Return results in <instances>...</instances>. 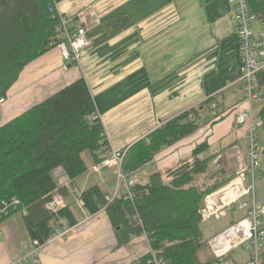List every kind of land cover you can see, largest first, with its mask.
<instances>
[{"label": "crops", "instance_id": "obj_1", "mask_svg": "<svg viewBox=\"0 0 264 264\" xmlns=\"http://www.w3.org/2000/svg\"><path fill=\"white\" fill-rule=\"evenodd\" d=\"M57 11L74 26L87 27L90 45L78 64H67L55 48L27 66L7 94L1 126L84 78L109 151L127 150L163 124L196 111L191 121L200 128L159 153L137 173L138 184L192 160L204 142L219 157L235 153L240 168L248 161V127L237 120L243 104L241 59L229 0H64ZM210 99L217 110L207 104ZM107 156L105 150L96 157L85 154V174L55 178L76 225L62 219L57 228L65 235L42 245L32 264H137L149 255L146 236L120 245L106 210L93 215L81 203L82 194L94 187L107 197L122 195L118 169H96ZM0 234V264H16L34 249L24 216L5 219Z\"/></svg>", "mask_w": 264, "mask_h": 264}, {"label": "trees", "instance_id": "obj_2", "mask_svg": "<svg viewBox=\"0 0 264 264\" xmlns=\"http://www.w3.org/2000/svg\"><path fill=\"white\" fill-rule=\"evenodd\" d=\"M63 1L0 0V100L27 66L58 47L56 5ZM247 1L252 12L264 20V0ZM257 92L255 115L264 122V72L258 76ZM212 101L207 104L211 106ZM195 112H186L163 124L124 150L122 175L139 173L153 164L165 148L194 134L200 128L191 121ZM218 117L215 115L212 121ZM262 136L264 127L260 132L264 155ZM109 149L96 102L87 81L81 78L0 127V201L19 199L20 211L28 212L24 217L28 230L34 233L35 241L45 245L56 236L54 229L62 219L69 226L76 225L68 207L57 213L47 209L53 197L65 195L56 182L55 172L62 169L69 180H75L88 170L85 154L96 157L100 150ZM217 158L204 142L194 150L192 160L165 177L154 173L149 183L138 184L132 192L133 203L124 195L109 202L98 187L85 191L81 203L93 215L106 210L120 245L128 244L131 237L146 235L152 250L167 264H227L228 257L205 262L199 257L209 245L202 232V211L207 198L232 181L216 182L215 188L205 191L200 188L202 175ZM136 214L142 225L134 219ZM262 257L264 264V252ZM149 260L147 255L137 264H150Z\"/></svg>", "mask_w": 264, "mask_h": 264}, {"label": "built area", "instance_id": "obj_3", "mask_svg": "<svg viewBox=\"0 0 264 264\" xmlns=\"http://www.w3.org/2000/svg\"><path fill=\"white\" fill-rule=\"evenodd\" d=\"M232 7V20L236 26L237 44L239 46L241 67H240V85L243 104L236 109L238 112V124L248 127V165L241 166L239 181L241 184L246 178H251L253 186L246 190L242 184V191L237 195L222 199L223 206H217L214 202L210 204L209 196L206 201V208L202 211L203 221H207L213 216L218 218L217 214L226 207L237 205L240 212H246L245 217L235 225L230 226L226 231L214 237L209 241L210 249L216 259H223L228 254L239 248L246 247L251 252V261L247 264H262L263 246H264V203L259 204L253 195L251 200L242 201L241 199L250 196V191L255 192V182L259 178V172L263 167V147L261 145L260 132L264 127V122L256 118L255 104L259 100L258 76L264 72V20L260 19L252 12L247 0H229ZM57 8V5H56ZM59 24L56 28L60 43L58 49L62 53L63 60L67 64H78L81 60L83 51L90 45L87 37V27L74 26L72 20L59 14ZM6 100L1 99L0 104H5ZM216 108L215 104H211ZM110 145V144H109ZM125 157V151H108V156L103 160L98 168L116 167L119 172V181L123 183L122 195L134 202L133 189L139 183V174H133L124 177L121 172L122 163ZM231 184L229 187H231ZM228 187V188H229ZM115 197H107L112 202ZM227 203H226V200ZM21 202L17 198L0 201V224L13 214L21 213L24 217L28 212L23 209L20 211ZM66 208V203L62 196L57 195L47 205V209L53 213ZM139 225H142L139 214L134 217ZM56 235L63 237L65 233L54 229ZM1 235V234H0ZM146 236V235H144ZM149 240V239H148ZM150 243V241H149ZM41 244L34 241V249L26 256L17 261L16 264L37 263ZM150 264H167V262L158 257L155 252L150 250Z\"/></svg>", "mask_w": 264, "mask_h": 264}, {"label": "rangeland", "instance_id": "obj_4", "mask_svg": "<svg viewBox=\"0 0 264 264\" xmlns=\"http://www.w3.org/2000/svg\"><path fill=\"white\" fill-rule=\"evenodd\" d=\"M3 99L6 100L5 104H7V96ZM257 102L255 105H257ZM5 104H0V111L3 110V106ZM210 108L211 110L215 111L217 110L218 106L216 105V108H212V107ZM206 112H207V115L210 116V113H209L210 111L207 110ZM0 127H1V123H0ZM262 140H264L263 136H262ZM217 155H218V158L216 159V161H214L210 165V168L208 169V171L204 175H202L201 180L199 182V186L202 190L205 191L212 187L215 188L216 182L221 184V182L223 181L232 180L228 184L223 185L222 187L218 188L217 190H215V192L212 193V195L218 193L217 197L214 198V202L216 203L217 206L221 207L223 206L221 200L224 198L226 199L229 198V195L227 194L228 191L226 190L231 184L239 183L241 188L244 186L246 190H249L253 186V181L250 177L246 178L245 181H243L242 183L243 186H242L241 182L239 181V176H240L239 173L241 170L240 164L238 163V158L235 153L231 152V154L229 155L222 154L221 157H219L220 153ZM245 165H248L247 160L244 166ZM262 168L264 170V158H263ZM60 173H64L62 169L55 172V178L57 180H59V178L60 179L62 178V177H59ZM262 177L263 176L261 172H259V178L257 177L256 182H255V192L252 189L250 191V196L241 199L242 201H248V200L250 201L252 196L254 195L259 204L264 203V180ZM226 203H227V200H226ZM245 215H246V212H240L238 210L237 205H231L230 207L221 209V211L218 212L217 214L218 218H216V216H213L207 221L203 222L202 232H203L204 239L207 241L212 240L214 237L226 231L230 226L235 225L240 220H242L245 217ZM16 216L18 217V219H22L23 215L21 213H17ZM263 250H264V246H263ZM199 257L201 261L203 262L209 259H212V258H214L215 260H219L214 257L213 252L210 249L209 245H207L203 249ZM227 257H228L227 264H247L251 261L252 256H251V252L246 247H242L228 254L223 259Z\"/></svg>", "mask_w": 264, "mask_h": 264}, {"label": "bare ground", "instance_id": "obj_5", "mask_svg": "<svg viewBox=\"0 0 264 264\" xmlns=\"http://www.w3.org/2000/svg\"><path fill=\"white\" fill-rule=\"evenodd\" d=\"M240 190H241V187H240V184L239 183L233 184L231 187L227 188L226 191H228L227 194L229 195V198L228 199H230L231 197L237 195V193H239ZM217 194H214L213 196H211L209 198V202H210L211 205L214 204V198L217 197Z\"/></svg>", "mask_w": 264, "mask_h": 264}, {"label": "water", "instance_id": "obj_6", "mask_svg": "<svg viewBox=\"0 0 264 264\" xmlns=\"http://www.w3.org/2000/svg\"><path fill=\"white\" fill-rule=\"evenodd\" d=\"M33 235H34V233H33ZM34 239H35V236H34Z\"/></svg>", "mask_w": 264, "mask_h": 264}]
</instances>
